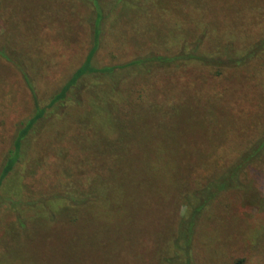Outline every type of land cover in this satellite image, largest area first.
Segmentation results:
<instances>
[{"label": "rangeland", "instance_id": "374dc122", "mask_svg": "<svg viewBox=\"0 0 264 264\" xmlns=\"http://www.w3.org/2000/svg\"><path fill=\"white\" fill-rule=\"evenodd\" d=\"M160 1L148 15L140 12V7L149 10L148 2H138L136 11L117 20L118 34H109L93 59L99 68L122 67L146 57L159 31H178L199 7L213 4L216 10L231 0ZM243 1L253 8L251 17L222 27L247 35L258 21L264 32V0ZM88 10L83 0H0V51L23 62L43 107L88 56L92 47ZM259 13L263 18L255 19ZM196 68L150 78H138L137 72L132 79L113 76V86L94 82L84 93L82 109L33 134L32 148L14 172L13 182L18 181L19 194L30 202L33 216L39 210L32 205L40 199L75 190L84 193L91 178L115 180L109 191L112 211L129 207L132 200L140 204L130 213L131 223L97 237L90 229L106 219V213H96L101 208L91 207L81 215L71 207L66 217L47 214L49 226L35 224L33 232L13 233L16 219L0 206V264H163L161 253L170 248L187 211L183 196L202 188L207 178H219L264 132V75L257 81L256 75L244 74L228 83L210 77V70ZM35 103L20 72L0 58V175L19 130L35 115ZM180 108L181 115H176ZM191 109L196 110L192 120ZM104 113L111 117L109 128L99 123ZM90 114L95 121L85 127L80 118ZM109 129L112 132L106 133ZM118 138L124 143L118 144ZM122 145L126 162L120 159ZM90 149L96 155L90 156ZM174 151L184 161L177 176L181 186L168 192L163 179ZM123 162L134 170L121 178L124 166L118 165ZM244 175V189L225 193L202 216L192 247L194 264H264V160ZM129 210L116 211L115 222Z\"/></svg>", "mask_w": 264, "mask_h": 264}, {"label": "trees", "instance_id": "16d2710c", "mask_svg": "<svg viewBox=\"0 0 264 264\" xmlns=\"http://www.w3.org/2000/svg\"><path fill=\"white\" fill-rule=\"evenodd\" d=\"M83 1L89 6V16L86 25L89 29L92 47L84 64L74 73L72 78L62 88L61 92L57 94L46 107H43L37 100L35 86L28 72L25 70L23 62L11 58L9 57L10 55L6 53L4 54L0 51V58L14 66L20 72L26 87L36 102L35 115L19 130L12 148L6 155L5 164L0 175V206L5 207L16 219V227L10 228V231L13 233L25 231L33 232L35 224H39L42 227L49 226L45 221V219L50 220L49 216L46 218L47 214L53 213L56 219H59L62 214H65L64 217H66L69 215L68 212L72 210L71 207L74 209V214L79 212L82 215V212H87L91 207H94L95 210L101 208L96 211L97 214L106 213V219L101 224L90 229V235L92 237L100 236V233L108 235V233L117 231L118 227H124L132 222L133 215L130 213L132 210H135L134 207H139L140 200H132V204L129 207L112 211L111 208L114 201L109 197V191L113 187L115 180L110 179L106 182L103 179L91 178L85 185L86 190L84 193L75 190V192H69L65 194V196L53 195L52 198L45 200L40 199L38 204L32 205L39 210L38 216H33L34 214L31 211L30 202H26V199L23 196H20L18 190L22 189L18 181L13 185L14 176L16 175L14 172L19 168L20 164L25 161V157L27 158V155L32 148L34 140L32 135L38 134L37 132L39 129L41 130L45 125L47 126L56 119H65L70 111L74 109H82L84 107V93L86 90L91 89L89 87L94 82H100L103 84L107 83L113 86L111 84L113 76L120 80L124 76H126L124 78L130 79L137 76L138 78L141 76L150 78L154 76L157 77V75L161 74H177L182 72L185 68L192 67H197L196 69L200 70H210L208 71L210 77L228 83L232 80V77L241 80L244 74L256 75L257 81L260 79L263 80V22L255 21L256 25L252 26L250 33L247 32V35H242L241 30H226L222 27L223 23L228 21L229 23L236 22L237 19L245 16H248V18L251 17L253 14V8H251L250 4H242V2H244L243 0L225 1L224 4L217 5L216 10L215 7H213V4H208L205 8L204 6L199 7V9H196L193 12L190 22L183 23V28L177 25L179 26L178 31H159L158 35L154 37L155 45L151 54L146 57L135 58L133 61L122 67L113 66L105 68H99L93 59L100 49H102V43L105 38H107L109 34H118L116 31L117 20L121 18L124 13L136 11V5L138 2L139 4H142L144 1L148 2V11H145L140 7V12L148 15L151 11L160 7L158 4L161 1ZM256 12H258V10H256ZM198 15H200V19L197 20ZM258 18H263V14L259 13L255 19ZM185 26L187 27L185 28ZM218 26H220L219 29L217 28ZM190 27H194L192 30L194 32L192 34V31L189 32L186 30ZM197 34H199V36L195 38ZM116 37H118V35ZM135 72H137V76H134ZM90 79H92V82H88ZM86 83L89 89H85ZM97 103L101 105L99 101H97ZM182 108H180L175 114L177 115ZM171 109H173V107H171ZM195 111L192 109L190 110L189 114L191 115V120L195 119ZM181 113L182 112H180L179 115H181ZM109 118L111 119L109 115L104 113L99 119V123L109 128ZM80 121L85 127H89L91 126V122L93 123L95 119L90 114L88 117L80 118ZM111 125H114L113 120H111ZM110 130L111 129H109V131L105 130V132L111 133L112 131ZM117 140L119 141L118 144H123L125 141L124 138H118ZM172 141H178V137L172 139ZM104 145H107L108 148L111 146L110 143H104ZM120 147V159L125 161L122 156V154H125L123 149L124 145ZM178 151H180V149H178ZM88 152L90 156L96 155L93 149H90ZM175 154L176 155H174L172 162L168 166L163 179L164 191L168 192L172 189H178L181 186V183H179V185L177 183V176L184 161L179 158L180 152ZM263 160L264 132L261 133L259 138L250 144L248 149L240 154L234 165L229 166L221 172L219 178H207V182L202 188H196L190 194L184 195L182 200L184 201L187 211L184 219L179 222L177 236H174V239H172L170 248L166 253H161L160 262L163 264H194L192 259V247L194 245L195 232L202 220V216L212 205L216 204L225 193L244 189L242 181L245 180V171ZM125 162L118 165V167L122 165L124 166V168L121 169L122 173L119 175L121 178L127 174H131L134 170L133 166L126 165ZM138 179L141 180L140 176H138ZM185 185L187 184L182 186ZM12 186H18L19 189L13 188ZM142 186L143 185L140 182L139 188H142ZM148 192L150 194L152 188H150ZM124 194L125 192H122L119 195V203H121ZM127 209H130L128 214L122 216L116 223L115 220L118 217V214H115L116 211L121 212ZM29 215L31 218L28 217ZM73 216L74 218L76 217V215ZM34 219L36 220V223ZM76 220H78V216L76 217ZM100 226L102 228H98ZM29 264L33 263L30 262ZM240 264L245 263L242 262Z\"/></svg>", "mask_w": 264, "mask_h": 264}]
</instances>
